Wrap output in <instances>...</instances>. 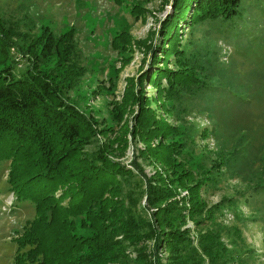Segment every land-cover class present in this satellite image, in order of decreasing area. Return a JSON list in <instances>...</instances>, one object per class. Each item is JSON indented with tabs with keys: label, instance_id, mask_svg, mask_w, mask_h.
<instances>
[{
	"label": "trees",
	"instance_id": "16d2710c",
	"mask_svg": "<svg viewBox=\"0 0 264 264\" xmlns=\"http://www.w3.org/2000/svg\"><path fill=\"white\" fill-rule=\"evenodd\" d=\"M239 4L173 0L150 47L151 66L137 81L127 78L110 120L69 97L87 70L75 58L76 30L57 34L46 24L35 35L18 34L0 12V164L10 160L9 189L36 209L14 237L10 264H256L253 247L224 238L235 231L242 240L239 228L222 220L235 197H208L227 158L188 154L180 108L184 95L207 85L180 28L231 19ZM131 43L127 30L113 40L119 51H131ZM21 58L26 65L18 69ZM146 82L156 91L149 93ZM130 139L143 145L126 163ZM136 179L139 196L128 187ZM143 196L147 203L138 209Z\"/></svg>",
	"mask_w": 264,
	"mask_h": 264
},
{
	"label": "rangeland",
	"instance_id": "374dc122",
	"mask_svg": "<svg viewBox=\"0 0 264 264\" xmlns=\"http://www.w3.org/2000/svg\"><path fill=\"white\" fill-rule=\"evenodd\" d=\"M172 3L173 0H0V12L18 34L35 35L46 24L57 34L76 30L75 58L87 70L68 92L69 97L86 112L110 120L113 102L123 97L127 78L137 81L142 71L151 66L150 47L159 42L161 23L172 10ZM133 9H138L140 16ZM123 30L132 35L131 51H119L113 44L116 34ZM180 32L183 45L193 52L207 77L206 86L184 95L180 102L181 110H186L183 122L189 136L188 154L208 162L218 155L227 158L219 188L210 192L209 200L235 197L222 220L229 227H238L242 240L235 231L224 238L231 244L253 247L256 254L249 259L264 264V0H240L239 11L231 19L193 27L184 24ZM163 61L160 57L158 64L163 65ZM25 65L21 58L17 67ZM144 85L149 93L156 91L149 82ZM133 107L126 114L130 122ZM130 143L122 158L126 163L134 155V146L143 145L131 139ZM9 165L10 160L0 164V264L12 262L17 249L14 237L36 213L33 202L18 201L9 189ZM146 171L151 174L153 167L146 165ZM137 179L128 187L132 186L133 193L139 196L141 185ZM238 191L252 196L245 199ZM141 201L138 209L146 205L147 197Z\"/></svg>",
	"mask_w": 264,
	"mask_h": 264
}]
</instances>
